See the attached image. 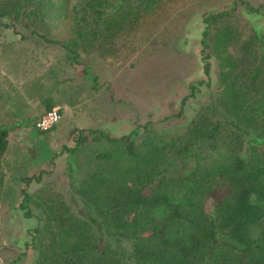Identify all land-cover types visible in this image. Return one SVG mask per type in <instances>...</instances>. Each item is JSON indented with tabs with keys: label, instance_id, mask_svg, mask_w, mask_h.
<instances>
[{
	"label": "trees",
	"instance_id": "1",
	"mask_svg": "<svg viewBox=\"0 0 264 264\" xmlns=\"http://www.w3.org/2000/svg\"><path fill=\"white\" fill-rule=\"evenodd\" d=\"M180 1L0 0V28L62 47L87 73L83 54L106 55L146 18ZM262 16L264 2L251 0L202 14L205 79L190 83L172 119L212 88L214 61L218 90L183 130L156 131L147 122L120 137L79 131L69 153L85 133L101 142L96 171L74 188L82 217L54 210L36 217L29 188L43 173L21 179L20 209L40 221L29 245L32 264H264V30L251 25ZM64 27L61 41L53 31ZM10 134L0 128V155Z\"/></svg>",
	"mask_w": 264,
	"mask_h": 264
},
{
	"label": "rangeland",
	"instance_id": "2",
	"mask_svg": "<svg viewBox=\"0 0 264 264\" xmlns=\"http://www.w3.org/2000/svg\"><path fill=\"white\" fill-rule=\"evenodd\" d=\"M232 1L167 4L106 55L83 54L87 73L72 66L62 47L24 40L13 29L0 28V128L11 131L9 147L0 155V264H13L22 254L26 256L19 264H32L34 258L29 245L40 221L26 218L20 209L22 178L43 173L42 183L33 182L29 188L36 217H48L50 210L64 217H82L83 204L74 188L96 171L93 156L101 142L85 133L84 142L71 154L66 147H77L79 131L120 137L147 122L156 131H181L216 95L219 66L214 61L212 88L203 89L189 101L181 118L172 119L190 83L205 79L202 14ZM247 19L243 17L241 23ZM251 25L263 31L264 16ZM53 36L65 39V27L54 30ZM54 88L62 93L57 107L62 120L41 133L36 125L48 111L46 99Z\"/></svg>",
	"mask_w": 264,
	"mask_h": 264
},
{
	"label": "built area",
	"instance_id": "3",
	"mask_svg": "<svg viewBox=\"0 0 264 264\" xmlns=\"http://www.w3.org/2000/svg\"><path fill=\"white\" fill-rule=\"evenodd\" d=\"M62 120V115L59 108H53L45 112L37 122V129L40 132L50 131L57 126Z\"/></svg>",
	"mask_w": 264,
	"mask_h": 264
},
{
	"label": "crops",
	"instance_id": "4",
	"mask_svg": "<svg viewBox=\"0 0 264 264\" xmlns=\"http://www.w3.org/2000/svg\"><path fill=\"white\" fill-rule=\"evenodd\" d=\"M60 94H62V93H59L58 91H57V89H53L52 91H50L49 92V94H48V97H47V101H48V104H47V106H45V109L46 110H48V108L49 107H52V108H57L58 106H60V104H61V102H59V100H58V97H59V95ZM47 112V111H46ZM45 113V112H44ZM43 113V114H44ZM42 114V115H43ZM41 115V116H42Z\"/></svg>",
	"mask_w": 264,
	"mask_h": 264
}]
</instances>
